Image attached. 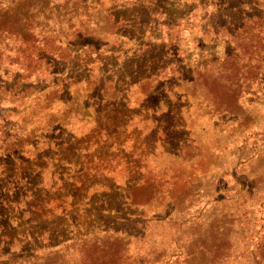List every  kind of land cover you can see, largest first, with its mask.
<instances>
[{
  "label": "rangeland",
  "instance_id": "obj_1",
  "mask_svg": "<svg viewBox=\"0 0 264 264\" xmlns=\"http://www.w3.org/2000/svg\"><path fill=\"white\" fill-rule=\"evenodd\" d=\"M226 1V13L217 10L216 15L227 19L228 34L217 35L211 29L202 40L201 19L210 15L212 7L205 10L204 5L200 7L193 0H101L105 11L119 16L146 18L150 11L159 17H178L184 5V13L193 16L176 43L180 53L171 46L166 49V67L159 82L139 104L136 91L124 112L127 119L120 121L125 126L117 155L122 159L131 157L130 181L145 184L136 187L133 195L147 205L118 209L119 203L124 204L120 201L123 193L108 183L120 185L122 173L97 186L96 193H79L83 201L77 206L71 197L66 199L68 186L62 178L53 188L52 168L45 162L42 180L32 176L27 179L29 172L21 173L25 185L19 191L30 192L21 204L22 210L27 208L24 221L18 223L8 214L15 208L0 207V259L15 257V264H36L44 259L47 264H97L77 258L86 249L89 255H97L100 244L111 245L118 238L122 240L125 264H133L136 253L140 255L138 264H182V258H178L183 239L180 229L192 235L198 224H211L221 229V234L225 231L231 245L243 253L249 241L264 237V0ZM252 16L263 19L234 32L244 17ZM213 18L208 22L215 25ZM163 37L164 41L168 39L165 30ZM176 37H172L173 41ZM37 38L41 39V35ZM138 39L136 35L125 45V50L130 49L127 57L139 51ZM117 58L118 66L126 61L122 55ZM197 68L208 71L199 73ZM154 70L155 66L147 73ZM13 72L16 71L0 74L4 87L17 80ZM195 78L199 81L192 87L189 83ZM1 88L0 133L9 124L2 117L10 107V99L19 107L25 103L10 98ZM17 89H30L27 92L34 97L41 82L19 79ZM34 108L31 105L26 115ZM81 127L74 123L70 131L80 135L89 130L80 131ZM55 129L48 139L57 138L55 144L69 139L67 128ZM38 143L40 146L41 141ZM51 156L54 155L49 151L47 159ZM37 182L41 185L35 190ZM28 198L42 202H26ZM34 205L36 208H32ZM32 219L35 224H27ZM38 233H42L41 238L31 237ZM32 244L39 248H31ZM47 246L59 249L58 254L27 260L32 255L30 251L39 254ZM230 262L238 264L233 256Z\"/></svg>",
  "mask_w": 264,
  "mask_h": 264
},
{
  "label": "trees",
  "instance_id": "obj_2",
  "mask_svg": "<svg viewBox=\"0 0 264 264\" xmlns=\"http://www.w3.org/2000/svg\"><path fill=\"white\" fill-rule=\"evenodd\" d=\"M193 3L200 7L204 5L205 10L208 7L214 8L209 11L210 15L201 19L200 29L204 34L202 40L211 29L216 30L214 34L217 35L223 32L228 34L227 19L223 15H216L217 10L226 13V0H214L212 4L208 0H193ZM185 9L182 7L183 14L178 17L169 14L159 17L149 11L148 16L142 18L138 15L119 16L116 12H107L101 0H0V74L15 70L12 76L17 78L12 86L7 87L0 80L1 92L10 98L25 100L20 110L21 107L10 99V107L2 117L9 124L5 125V132L0 133V207L8 210L15 208L8 214L16 222H23L28 215L27 208L25 211L21 209L25 196L30 194L19 191L21 185H25V177L21 173L27 171V179L32 176L42 180L49 164L52 168L50 178L53 188L57 179L62 178L68 186L66 199L71 197L77 206L83 201L78 198L79 193H96L97 186L122 173L124 176L121 177L123 181L120 185L108 183L116 188L114 190L119 189L123 193L120 201L124 204L119 203L118 209L147 205L145 200L136 199L133 195L136 187L145 184L130 181L131 157L122 159L117 155L122 146L119 138L125 126L120 121L127 119L124 112L129 109L135 92L139 95V104L159 82V75L166 67V55L163 54L166 49L171 46L180 53L176 43L182 39V33L187 31L186 27H189L193 17H188L187 12L184 13ZM212 17L215 25L208 22ZM261 18L244 17L234 32L259 23ZM164 30L168 36L166 41ZM40 35L41 39L38 40L37 36ZM136 35H139L141 47L136 55L127 57L130 49L125 50V45L134 41ZM175 35L177 37L173 41ZM159 45L161 49H158ZM119 55L126 57L120 66L117 65ZM153 66L155 70L147 73ZM196 71L205 73L208 68L203 71L197 68ZM19 79L41 82L40 91L34 97L33 93L27 92L30 89L20 91L17 89ZM198 81L195 78L189 84L195 87ZM26 104L29 105L24 107ZM31 105L37 109L34 108L27 116L26 111ZM11 115L14 119L9 121ZM74 123L82 125L80 131L85 128L89 130L85 134L76 135L70 131ZM64 128L69 130L68 140L62 139L55 144L57 138H47L54 129L61 131ZM9 130L11 132L8 135ZM49 151L54 156L48 160ZM40 185V182L35 183L33 189L36 190ZM35 200L42 202L38 198H28L26 202L36 203ZM32 208H36L35 205ZM35 222L32 219L27 224ZM195 231L191 235L180 229V237L183 239L180 246L182 253L178 258H182V264H228L232 256L234 261L238 260V264H264V237L257 238L255 242L249 241L248 247L243 246L248 248L243 253L242 249L231 245L225 231L221 234V229L211 224L203 226L200 223ZM31 237L37 240L42 237V233ZM121 241L116 238L111 245L100 244L97 255H89L87 249L82 250L77 259L87 258L97 264H125ZM31 248L39 247L32 244ZM58 252L59 249L47 246L39 254L30 251L32 255L26 259L34 261L38 255H57ZM239 252L242 253L237 256ZM136 256L133 264L139 263L140 255L136 253ZM94 257L96 259L93 261ZM14 258H2L0 264H15ZM36 264L47 263L44 259Z\"/></svg>",
  "mask_w": 264,
  "mask_h": 264
}]
</instances>
